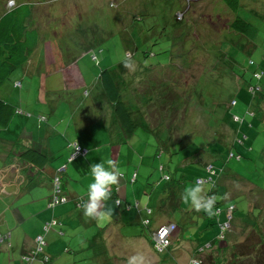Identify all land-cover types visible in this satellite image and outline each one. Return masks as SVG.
<instances>
[{"label": "rangeland", "instance_id": "obj_1", "mask_svg": "<svg viewBox=\"0 0 264 264\" xmlns=\"http://www.w3.org/2000/svg\"><path fill=\"white\" fill-rule=\"evenodd\" d=\"M8 1L0 0V16L6 3L10 5ZM38 4L42 10L40 28L44 39L28 64L16 68L0 86L1 96L10 103L15 101L13 106L17 110L11 123L0 128V158L10 156L15 141L40 144L35 139L47 131L49 135L63 134V138L71 132L73 138L90 137V142L95 135H114L109 123L111 115L112 124L117 118L101 80V86L97 83L102 68L113 69L120 59H129L134 70L126 69L121 63L117 76L121 95L134 115L139 112L143 116L136 117L137 121L145 118L154 127L150 131L138 122L134 137L122 145L128 168L133 169L127 171V168L120 181L128 184L135 176L131 182L139 185L135 191L131 190L130 202L139 201L141 209L146 203L154 208L150 217L156 225L155 201L167 183L166 175L179 178L186 174V187L197 178H204L207 172L203 164L212 163L221 171L217 182L226 184L227 198H234L245 209L251 200L255 214L264 207V0H252L239 7L240 15L253 24L248 36L229 30L232 12L223 0H46ZM52 52L58 59L61 55L62 61L53 62ZM93 55H97L96 59ZM71 58L77 59L67 65ZM84 63H89L96 72V81L93 86L83 81L85 85L79 88L80 70L84 77L87 72L81 69ZM63 66L78 70L80 81L74 76L75 83L70 85L67 74L61 72ZM258 72L259 79L255 75ZM14 81L23 82V86L14 87ZM233 100L236 104L231 106ZM88 108L98 117L88 113ZM30 118L38 122L21 123ZM80 118L88 126L82 133L75 124ZM161 124L164 127H159ZM158 134L163 139L172 135L171 139L180 141L162 148L156 155ZM72 145L86 148L79 143ZM231 153L242 157L232 158ZM70 160H73L71 156ZM8 162L14 172L16 168L22 169L17 158ZM2 174L0 171V183ZM209 183L204 185H212ZM2 189L0 184V193ZM183 206L186 210L193 209L185 202ZM136 211L137 208L125 212V218L133 223L119 226L117 230L123 234L119 237L117 232L112 235L115 230L112 223L104 221L98 229L99 224H93L96 220L86 217L94 235L88 234L87 225H77L82 235L72 237L71 245L68 238L55 261L126 264L129 256L139 254L144 258L143 264H191L194 250L206 245L219 229L215 226L201 233L205 230L202 220L195 226H181L183 231L178 235L173 225L162 224L160 231L167 229V233L161 237H167L170 242L172 239V244L160 254L151 244L149 229L142 226L141 220L135 221ZM178 216L177 211L174 218L178 220ZM235 222L237 242H242L245 236H254L246 225L243 229L244 220ZM230 226L228 237L234 240L231 233L236 229ZM260 230L264 234V217ZM83 237L90 238L92 244L95 242L93 248L85 242L82 249L79 242ZM259 240L258 236V246ZM230 246L229 251L233 247ZM238 249L241 251L239 246Z\"/></svg>", "mask_w": 264, "mask_h": 264}, {"label": "trees", "instance_id": "obj_2", "mask_svg": "<svg viewBox=\"0 0 264 264\" xmlns=\"http://www.w3.org/2000/svg\"><path fill=\"white\" fill-rule=\"evenodd\" d=\"M9 1H14V4L7 6L6 3L3 13L0 16V86L3 82L10 79L12 72L16 68H24L28 64L31 59L30 57L34 54V51L44 39L42 38L43 35L42 30L40 28V24L43 19L41 16L42 10L40 9V5L38 3L46 2V0ZM223 1L226 7L232 12L230 13L232 16L228 25L229 30L235 31L239 34H244L245 36L251 34V32L253 31V24L249 20L244 18L242 15H240L238 10L241 4L245 5L252 0ZM147 55L148 54H143V56ZM81 56L82 55L79 56V59L81 58ZM96 57L97 55H93L94 59H96ZM93 58H89V60L93 62ZM123 60V58L120 59L118 61V64H116V66L114 65L115 67L112 69V72L108 67L102 68L100 72V80L102 82V88L104 89L105 96L108 99L116 118L119 120L120 124L124 129L125 137L130 139V137L135 134V130L137 129V127L140 125L138 124V122H141V125L145 126L150 131L154 129V127H151L148 120L146 121L145 118L137 121L136 117L139 118L142 115L139 112H136L137 116L134 115V110H132L130 106H128L126 100L121 95L119 88V80L117 76L120 75L119 70H121L122 68L120 67V65ZM142 60L141 62L143 64ZM86 65L88 68H91V65L89 63H86ZM19 85L20 87L23 86V82L18 81L16 84V82L14 81V87H18ZM234 104H236V102L233 100L231 106ZM13 105V102L10 103L0 94V128L7 127L11 123L14 115L17 112L15 106ZM159 127H164V125L161 124ZM159 127L157 128L159 129ZM171 136L172 135H170L169 139H163L158 134L157 139L159 145L158 149L156 150V155L159 150L160 152L163 150L162 148L167 149L170 144L175 146V144L180 141L177 140L175 142L173 139H171ZM225 142L227 145L231 144V141ZM22 146H24V148H21ZM76 146L77 145L73 146L75 150ZM181 146H184V144H181ZM16 151H20V159L28 165L43 167L45 164H47L49 160L48 156L43 153L39 148L31 146L29 144L27 145V143L23 144V142H21L20 140L14 143L11 148L10 154H14V152ZM230 157H236L238 159H241L242 156L240 154L235 155L234 153H231ZM203 165L205 166L207 174L204 176V178H197L196 181H200L201 179L200 182L202 184H210L209 182H211L212 188L211 191L207 192V194L215 195L218 198L216 203L218 213L216 216L208 217L203 211L197 212L194 209L190 211L186 210L188 208H184V201L182 199V193L185 188L186 178V174L184 173H182L179 178H176L177 176L175 175H166L165 179L167 183H165L162 189V193H160L161 196L159 195L157 197V200L155 201V208H157V211L155 213L156 217H154L158 221L156 225L152 224L154 219L150 217V215L154 214V208H152L151 206L146 207L145 205L142 210L140 208V203L133 204L130 201L124 200L121 194L122 190H120L119 185L112 187V195L110 199L114 201V204H116L117 207H122L121 211L123 213L127 211H132L133 209L137 208V212L139 213V215H136L142 217L140 219L142 226H145L149 229V232L151 233L150 241L152 246L154 247V250L157 253H164L171 247L172 244L171 239V242L169 240L168 244L166 245H156L157 241L154 238V233L158 232V229L162 226V224L173 225V227L178 230L179 235L183 231V228L181 226H195L199 221L203 220L205 230L201 231V233H204L207 230H211L215 226H217L219 229L216 233V236L213 237L211 240H208L206 245H201L200 247L194 250L192 258L195 262L192 261L191 264H264V234H262L260 230L261 218L264 217V207L258 209L255 214V209L252 208L253 202L251 200L248 203V209H245L242 206H239L238 202H236L234 198H227V189H225L226 184H219L217 182L221 171L217 169L212 163H204ZM161 169H164V167H161ZM65 171L66 168L59 169L58 173L51 180V196L52 198L57 197L59 199L58 205L66 203L71 199V197L66 194L64 189V183L66 181L63 174ZM85 194L83 193L77 197L72 198L77 207L81 208L80 204L85 199ZM66 199L68 201H65ZM56 204L57 203L51 199L49 207L55 206ZM254 206H258L256 205V201L254 202ZM140 210L144 211L142 212V216L140 215ZM177 211L179 212L178 220L174 218L175 213ZM165 216L168 217L167 221H165L164 219L166 218ZM245 218L248 220V222ZM241 220H244L245 222L243 225V229L246 225L248 228L251 229L250 231L254 234V236H245L242 242H237L238 236H236V234L238 230L236 228L238 226L236 225L237 223L235 221ZM106 221H108L110 224L112 223V227L115 228L116 232L119 226H124L125 224L133 223L129 220H126L125 216L124 218H122L123 222H120L118 218H112ZM58 224H61L60 221L55 218H52V220H49L44 224V229H46L47 232ZM229 225H234V228L236 229L235 232L231 233L234 234V240L232 236L228 237L232 228L231 226L230 228H228ZM252 230L254 232H252ZM40 235L43 237L42 234ZM116 236H118V233ZM258 236L260 237L259 243L261 247L256 244ZM177 238L178 236H176V239ZM254 238L256 240H254ZM43 239L45 238L43 237ZM234 241L235 243H233ZM237 244H240L238 246L240 247L241 251L238 249ZM230 245L233 247H231ZM229 246L231 247L230 251ZM33 249H35V247ZM33 249H31L30 251H26L23 254L29 255L31 254ZM32 253L34 255V252ZM34 256L39 258L38 260H43L46 257L44 252H40L39 254H35ZM49 258L51 260V257ZM50 260L48 262H50Z\"/></svg>", "mask_w": 264, "mask_h": 264}, {"label": "crops", "instance_id": "obj_3", "mask_svg": "<svg viewBox=\"0 0 264 264\" xmlns=\"http://www.w3.org/2000/svg\"><path fill=\"white\" fill-rule=\"evenodd\" d=\"M54 54L55 53L52 52L53 62L62 61L63 58L61 55H59L58 59V56H55ZM76 59L77 58L68 59L67 65H72ZM47 63L50 65L49 59ZM82 68L87 70V72L84 73V77L80 70L81 81L78 70L72 71V69H66L64 66L60 69L61 72L67 74V81L70 85L75 83L73 77L76 76L77 82L80 81L79 88L85 85L83 81L89 83L87 84L88 86H93V81H96L94 78L96 72L92 68H88L86 63L81 65V69ZM110 70L112 72V69ZM99 82L100 78L97 86L101 84V82ZM67 88H69V86H67ZM13 103L16 104L15 101ZM86 111L92 116H95L90 112L89 108ZM82 120L84 123H82ZM27 121H33L34 123L38 122L36 119L30 118L21 123L27 124ZM75 124L78 127L79 133H82L88 127L84 118H80L79 122ZM109 124L111 132L114 131L115 134H111L110 136L95 135L94 139H91V142L90 137L84 139L88 141L86 142L79 135L73 138L71 132L65 133L64 137L66 138H63V134L60 135L58 132H53L52 135H49L50 131L41 134L39 138L35 139V141L40 140V144L36 143L31 145L29 140H21L23 141V144L27 143V145L29 144L37 147L48 156L49 160L43 167L24 163L20 159V151L10 154L8 158L6 155H2L0 158V171L3 172V177L0 184L3 186V189L2 193H0V198L3 199L0 201V235L8 233L10 238L7 241H1L0 238V264H33L34 262L39 261L26 262L23 260V253L30 251L35 247V240L40 234L43 235L46 242L43 252L51 257L48 264H58L57 261H55V258L61 255L60 250L68 242V238L70 239L69 245H71L73 241L72 237L82 235V231L78 229L79 227H76L77 225L81 223L87 225L88 234L94 235L93 232H91V223L86 222L83 210L75 205L72 198L86 193L87 184L90 182V165L99 162L102 157L107 156L108 158L113 159L115 163L117 162L116 165L124 168L125 171L128 168L129 164L127 163L126 156L123 155L122 145L125 144V141H129V138L125 137L124 129L118 119H114L112 124V115ZM69 128L70 127H68V129ZM134 135L130 137V139H132ZM73 143H79L86 147L88 153L85 156H78L75 159L70 160V156L75 150L72 145ZM114 155H116L115 159L113 158ZM12 158L19 159V165L22 169L16 168L15 172L11 169V165H8L10 162L8 161ZM63 167L66 168V171L63 174L64 178H67V181L64 183V189L71 199L58 206L49 207L52 188L51 180L58 173V170ZM132 169L133 168L129 167L127 171H131ZM128 176L130 177V174H128L127 177ZM134 179L135 176H132L131 181ZM131 181L128 184L119 181L120 190H122V197L124 200H126L127 197V201H132L133 199L130 195L131 190L135 191L136 188L139 187L137 183H132ZM139 203L140 202L138 201V204ZM148 203H150V201H148ZM145 205L146 207L150 206L147 203ZM105 206L112 211V215L109 219L118 218L120 222H123L122 218H124L125 213L121 211L122 207H117L112 199H109ZM142 212L144 211L140 210L141 216ZM136 214L139 215L137 211ZM52 218L59 220L61 224L55 225L52 229L47 231L46 234L44 232V224L47 221L52 220ZM141 218L142 217L137 216L136 220H140ZM96 223L99 224L97 228L101 229V222L96 220L93 224ZM76 230L79 232L78 234L76 233ZM117 233L118 236H123L122 232L119 233L118 230ZM112 235H116L114 229ZM85 242H89V245L91 243L89 248H93L95 243L92 244L90 238L83 237L79 242L83 250L85 249Z\"/></svg>", "mask_w": 264, "mask_h": 264}, {"label": "clouds", "instance_id": "obj_4", "mask_svg": "<svg viewBox=\"0 0 264 264\" xmlns=\"http://www.w3.org/2000/svg\"><path fill=\"white\" fill-rule=\"evenodd\" d=\"M14 1H11L10 5H13ZM123 66L126 69L134 70V66L129 59H124L122 61ZM256 78H260V73H256ZM237 118V117H236ZM78 148L80 152L77 153ZM88 153V149L82 148L77 145L76 150L73 152L71 157L75 159L78 156H85ZM65 168V167H63ZM125 175V169L116 165L115 161L107 156L102 157L99 162L93 163L90 165V182L86 187L85 199L81 202L80 207L83 210V215L85 217H89L97 220L98 222H104L109 219L112 215V211L110 208H107L106 202L111 198L112 192L111 189L113 186H118L119 181ZM212 185L205 186L200 181H195L192 184L186 186L182 193V199L185 203L190 204V206L197 212L203 211L208 217L216 216L218 213V209L216 208L217 197L215 195H208L207 192L211 191ZM51 199L53 200L54 197ZM51 201V200H50ZM64 201V200H63ZM65 201H68L67 199ZM59 203V202H58ZM58 203L55 205L57 206ZM52 206V207H55ZM41 236V235H39ZM35 242V249L32 252L35 254H39L43 252L44 248V239L43 243H38V237ZM1 241H6L9 239V234L0 235ZM41 247V250H39ZM29 255L23 254V260H26V257H31L32 259L29 261H36L39 258L33 255V253ZM39 252V253H38ZM46 257L42 261L44 264H48L50 260V256L46 254ZM143 256L137 254L132 255L127 258L126 264H143Z\"/></svg>", "mask_w": 264, "mask_h": 264}, {"label": "built area", "instance_id": "obj_5", "mask_svg": "<svg viewBox=\"0 0 264 264\" xmlns=\"http://www.w3.org/2000/svg\"><path fill=\"white\" fill-rule=\"evenodd\" d=\"M80 152V149L78 148V150H77V153H79ZM54 202H56V203H58L59 202V199L57 198V197H54ZM161 229H158V232H156V233H154V238H155V240L157 241V243H156V245H166V244H168V241H169V239H167V237L166 238H162L161 237V235H165V233H167L166 232V230L167 229H164V230H162V231H160ZM38 243L39 244H42L43 243V239H42V237L41 236H39L38 237ZM158 246V247H159ZM39 250H41V247H39ZM32 258L31 257H26V260L27 261H29V260H31Z\"/></svg>", "mask_w": 264, "mask_h": 264}]
</instances>
